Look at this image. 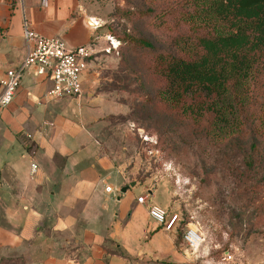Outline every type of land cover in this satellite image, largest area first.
Masks as SVG:
<instances>
[{"label": "rangeland", "instance_id": "374dc122", "mask_svg": "<svg viewBox=\"0 0 264 264\" xmlns=\"http://www.w3.org/2000/svg\"><path fill=\"white\" fill-rule=\"evenodd\" d=\"M211 1L32 3L39 15L47 14L44 30H63L66 45L77 46L89 35L95 40L87 77L93 83L82 103L100 112L92 116L99 122L95 138L114 166L98 190L111 221L125 227L135 199L150 190L147 204L176 214L180 230L193 229L201 237L189 256L178 231L175 256L152 264H264V73L209 107L198 95L173 97L167 91L164 60L194 59L198 38L228 33L207 11ZM109 40L116 49L109 51ZM54 107L67 123L61 132L70 121L75 133L85 135L78 102L63 99ZM257 153L263 156L259 164ZM122 170L125 180L139 185L112 202L102 187L125 186L115 172ZM134 218L144 226L142 211Z\"/></svg>", "mask_w": 264, "mask_h": 264}, {"label": "crops", "instance_id": "0c3cea01", "mask_svg": "<svg viewBox=\"0 0 264 264\" xmlns=\"http://www.w3.org/2000/svg\"><path fill=\"white\" fill-rule=\"evenodd\" d=\"M32 3L0 0V80L25 58L23 20L38 34L61 40L63 30L49 35L43 24L47 14L39 15ZM94 41L89 35L77 46L64 42L68 48L94 49L80 75L81 96L63 98L82 107L83 91L93 83L87 77L96 56ZM50 88L48 76L35 79L24 72L13 101L0 109V264H152L174 257L178 232L163 233L144 207L135 203L125 227L111 221L98 195L114 167L95 138L99 122L92 116L100 112L83 107L78 113L86 136L75 133L70 121L61 132L67 123H61L54 107L59 100L47 98ZM138 211L143 227L134 218Z\"/></svg>", "mask_w": 264, "mask_h": 264}, {"label": "trees", "instance_id": "16d2710c", "mask_svg": "<svg viewBox=\"0 0 264 264\" xmlns=\"http://www.w3.org/2000/svg\"><path fill=\"white\" fill-rule=\"evenodd\" d=\"M207 11L228 33L200 37L194 59L169 57L162 65L168 94L198 95L209 107L264 73V0H212ZM262 158L257 153L256 164Z\"/></svg>", "mask_w": 264, "mask_h": 264}, {"label": "built area", "instance_id": "2783aa9c", "mask_svg": "<svg viewBox=\"0 0 264 264\" xmlns=\"http://www.w3.org/2000/svg\"><path fill=\"white\" fill-rule=\"evenodd\" d=\"M11 5L21 4V0H5ZM99 26L95 24L93 29ZM22 39L26 44V55L21 65L7 71L0 80V109L8 107L13 101L19 82L24 72L30 71L33 78H45L51 80V88L47 93L50 101L63 98H79L81 96L80 75L85 71L87 60L94 55L91 46L68 48L59 38H48L33 31L30 25L23 20ZM110 49H116L114 43L109 40ZM34 173V165L30 166ZM122 181H125L123 170L116 171ZM119 190L114 186H103L105 196L116 198ZM151 191L138 196L135 203L146 209V216L150 222L157 226L163 233L170 234L180 230L179 217L176 214L167 215L163 210L147 204ZM182 242L189 256H192L202 240L200 235L193 229H185L181 236Z\"/></svg>", "mask_w": 264, "mask_h": 264}, {"label": "water", "instance_id": "95a60500", "mask_svg": "<svg viewBox=\"0 0 264 264\" xmlns=\"http://www.w3.org/2000/svg\"><path fill=\"white\" fill-rule=\"evenodd\" d=\"M125 186H123L122 188H120L119 190V194L120 195H124L128 190H133L136 186L139 185V183L137 181H131L128 178L125 180ZM117 202L119 201V198L116 199Z\"/></svg>", "mask_w": 264, "mask_h": 264}, {"label": "bare ground", "instance_id": "6f19581e", "mask_svg": "<svg viewBox=\"0 0 264 264\" xmlns=\"http://www.w3.org/2000/svg\"><path fill=\"white\" fill-rule=\"evenodd\" d=\"M95 24H97V23H96L95 20H93V19H89V20L87 21V25H88V26H91L92 28L94 27Z\"/></svg>", "mask_w": 264, "mask_h": 264}]
</instances>
